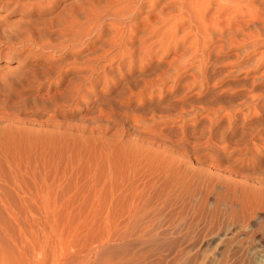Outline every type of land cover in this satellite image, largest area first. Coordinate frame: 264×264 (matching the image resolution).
<instances>
[{"label": "rangeland", "instance_id": "374dc122", "mask_svg": "<svg viewBox=\"0 0 264 264\" xmlns=\"http://www.w3.org/2000/svg\"><path fill=\"white\" fill-rule=\"evenodd\" d=\"M33 1L0 0V264H249L248 244L264 258L244 226L264 176V0L213 3L225 33L198 54L188 22L159 34V9L85 0L78 55L33 33L56 12Z\"/></svg>", "mask_w": 264, "mask_h": 264}, {"label": "bare ground", "instance_id": "6f19581e", "mask_svg": "<svg viewBox=\"0 0 264 264\" xmlns=\"http://www.w3.org/2000/svg\"><path fill=\"white\" fill-rule=\"evenodd\" d=\"M63 0H38L36 1V3L34 2V8H33V13L32 14H37L39 16H42V15H46V14H49V13H52L54 11L55 12V16L51 17L50 19H48L46 22H43L41 25H39L38 27H35L34 28V32L33 33H39V32H48L50 34H58L59 36H62L61 38L63 40L62 43H66L68 45L69 48L65 49V52L67 51H70L71 53H73V55H78L79 53L82 52V50L86 49L87 48V45H91V43L87 44L85 47H83L82 49H78L77 52L76 49L73 50L72 46H71V42L69 41H74V39H77L80 34L77 33L73 38H71L72 36H68L69 33H71L72 31H74V23L75 22V25H77L78 23V18L77 20L75 19V15H80V23L82 24L83 21L82 20V17L85 16V8H86V1L85 0H78L76 1L75 4L72 5V3H68V6L70 4V6H64L62 7V9H60L61 7V3H62ZM74 1V0H73ZM72 1V2H73ZM128 1H131L133 3V6H132V11H133V16L134 18H138L143 12H146L147 15H150L151 14H154L155 11L159 9V13L158 15H160L159 17L162 19V22L161 20L156 17V19L158 18L160 20V22L162 24H160V28H159V25H158V32L159 34L163 33L164 35H166L165 33H167L168 35L172 36L174 35V33L176 32L177 28L181 25H183L184 23L188 22L189 26H190V30L188 31V33L192 34L193 35V38L195 39L193 41V48H194V53L196 54L199 49L201 51V48L198 47L199 44H204L206 42V45H211L212 41L214 38H212L209 34L210 32L213 34L214 33H225V29H220V31L216 30L218 29V27L214 26L213 23H214V17L212 18V21L211 23L208 22L207 20V16H208V13L210 11V8L212 6L213 3L216 4L215 6V12H214V16L216 15H219L220 13L228 10V9H231L233 11V13H236V12H239V13H243L244 11H248V8H246L243 4H237L235 3L233 0H128ZM177 5L176 6V13H168L169 11V7L171 5ZM22 5V4H20ZM32 5V4H31ZM91 6V5H90ZM146 8V9H145ZM146 10V11H144ZM157 11H156V14H157ZM173 12V11H172ZM79 13V14H78ZM100 13V12H99ZM97 13V14H99ZM64 16L62 17L61 15ZM87 15V14H86ZM157 15V16H158ZM171 15V18L167 17ZM96 16V15H95ZM94 16V17H95ZM100 14L98 15L97 19L99 18ZM93 17V18H94ZM74 20V21H71V19ZM85 19H88L85 18ZM96 19V20H97ZM174 20V19H177L178 20V23L176 25V27L174 25H172V22H170L171 20ZM95 20V21H96ZM207 20V21H206ZM31 21V20H30ZM58 21H60V25L59 27H54L56 22L58 24ZM87 21V20H86ZM42 22V20H41ZM99 21H97L98 23ZM30 23V22H29ZM96 23V24H97ZM28 24V23H27ZM95 24V23H94ZM94 24L92 23V26H94ZM99 24V23H98ZM95 25V26H98ZM20 25V24H19ZM23 25V24H22ZM54 25V26H53ZM87 25V24H86ZM100 25V24H99ZM103 25V24H102ZM162 25V26H161ZM45 26H48V27H45ZM83 26V25H82ZM90 26V25H89ZM94 26V27H95ZM27 27H30L29 24ZM86 27V26H85ZM93 27V29H94ZM99 27V26H98ZM117 27V26H116ZM6 28V27H5ZM13 28V27H12ZM11 28V29H12ZM17 28V27H16ZM14 28V30L16 29ZM33 28V27H32ZM81 28V27H80ZM97 28V27H96ZM95 28V29H96ZM100 28V27H99ZM115 28V26L113 27ZM227 28H229V25L227 26ZM9 29H10V26H9ZM88 29V28H87ZM91 29V28H90ZM118 29H120L118 27ZM117 29V30H118ZM8 30V29H7ZM6 30V32H7ZM80 30V29H79ZM85 30V29H84ZM12 31V30H10ZM20 31V30H19ZM18 31V32H19ZM31 31V30H29ZM83 31V30H82ZM87 32H89L88 30H86ZM86 31H84L85 33H87ZM93 31V30H92ZM96 31V30H95ZM98 31V30H97ZM17 32V31H15ZM101 32V31H100ZM115 36H116V39H115V43L117 42L119 44V46L124 49L123 53L121 52V58H124L126 55H132V51L129 50V45H131L130 43L133 42V39H134V36H133V31L130 32L131 35L127 36L126 40H125V37H124V32L122 30H118L116 31L115 29ZM5 33V32H4ZM9 33V32H8ZM26 33H29L26 31ZM32 33V34H33ZM37 33V34H38ZM75 33V32H74ZM73 33V34H74ZM126 33V32H125ZM198 33H201V35L203 34V36H201L199 39L197 37V35H200ZM24 34V32H23ZM84 34V33H82ZM81 34V35H82ZM117 34V35H116ZM158 34V36H159ZM88 35V34H87ZM97 35V34H96ZM102 35V34H100ZM25 36V34L23 35ZM30 36H31V33H30ZM157 36V35H156ZM213 36V35H212ZM13 37V36H12ZM34 37V35H33ZM46 37V36H45ZM24 38V37H23ZM22 38V41H24ZM30 38V37H29ZM35 38V37H34ZM81 38V37H79ZM160 38V36L158 37ZM33 39V38H32ZM99 39V38H98ZM31 40V39H30ZM59 40V38H58ZM193 40V39H192ZM15 41V40H14ZM26 41V40H25ZM51 41V40H50ZM59 40V42H61ZM67 41V42H66ZM77 41V40H76ZM160 41V45L163 47L162 45V36L161 38L159 39ZM21 42V41H20ZM29 42V40H28ZM34 42V41H33ZM41 42V41H40ZM39 42V43H40ZM78 42V41H77ZM96 42V41H95ZM98 42V40H97ZM31 43V42H30ZM46 43V42H45ZM61 43V44H62ZM74 43V42H73ZM86 43V42H85ZM165 43V41H164ZM163 43V44H164ZM43 44V42H42ZM41 44V45H42ZM66 45V46H67ZM114 45V44H113ZM36 46V44H35ZM65 47V46H63ZM53 48V47H52ZM56 48V47H55ZM72 48V49H71ZM207 48V47H205ZM204 48V49H205ZM203 49V48H202ZM64 50V49H63ZM73 50V51H72ZM47 51V50H46ZM122 51V50H121ZM205 51V50H204ZM203 51V53H204ZM59 52V51H58ZM184 52V51H183ZM65 54V53H64ZM69 54V53H68ZM198 54V53H197ZM124 55V57H123ZM85 56V55H84ZM198 56V55H196ZM204 56V55H203ZM202 56V57H203ZM199 57V56H198ZM197 57V58H198ZM196 58V57H195ZM100 59V58H99ZM114 58H112L110 61L112 62ZM120 60V59H119ZM122 61V60H121ZM193 61V60H192ZM196 61V60H195ZM205 62V61H204ZM204 62L203 60H201V63H200V66H201V71H203V68H204ZM101 63V62H100ZM186 63V62H185ZM66 64V63H65ZM113 64V63H112ZM121 63H119V66H120ZM190 64V62H189ZM61 65V64H60ZM193 65V64H191ZM99 66V65H98ZM188 66V65H187ZM199 66V68H200ZM206 67V65H205ZM82 68V67H81ZM98 68L101 69V67L99 66ZM208 68V66H207ZM78 69V68H77ZM84 69V67H83ZM99 69V70H100ZM189 69V68H188ZM72 70V69H71ZM70 68L69 70H67L68 72L71 71ZM103 70V69H102ZM200 70V69H199ZM83 71V70H82ZM99 73V72H98ZM205 73V72H204ZM60 81V80H59ZM82 84V83H81ZM80 87V86H79ZM71 97V96H70ZM264 163V161H263ZM253 165H255L256 167H261V165L257 162V161H254L252 163ZM247 188V193L250 194V197L251 199L254 201V203H249L251 208L254 207L253 211L250 212L248 214V216L246 217V223L247 225H244L247 229H248V238L251 239V238H255V234H258L260 233L261 235L263 234L264 235V216L260 215V211H259V214L257 212V209L259 210L260 208L262 210H264V176L261 178V180L257 183V185H254V186H246ZM246 203V202H245ZM248 204V203H247ZM248 204V205H249ZM248 207V206H247ZM258 207V208H257ZM250 208V209H251ZM256 209V211H254ZM231 219V218H229ZM222 220V219H221ZM220 220V221H221ZM225 227V226H224ZM223 228V227H222ZM245 228V229H246ZM244 241V240H242ZM241 243V242H240ZM248 243V242H247ZM252 243V242H251ZM238 244V243H237ZM246 246V245H245ZM248 246L250 247L249 250V255L247 257V261L249 264H264V258H258L256 257L255 258V253L257 251V249H254L253 247H251L252 245L251 244H248ZM240 248V247H239ZM242 249V248H240ZM235 254V253H234ZM247 256V255H246ZM246 257L244 256V259ZM243 259V260H244ZM203 261V260H202ZM223 262H225L223 260ZM222 262V263H223Z\"/></svg>", "mask_w": 264, "mask_h": 264}]
</instances>
